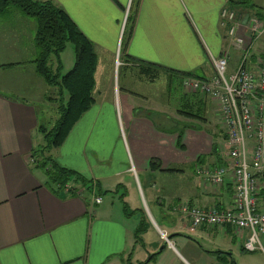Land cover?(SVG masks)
<instances>
[{"label":"crops","instance_id":"obj_1","mask_svg":"<svg viewBox=\"0 0 264 264\" xmlns=\"http://www.w3.org/2000/svg\"><path fill=\"white\" fill-rule=\"evenodd\" d=\"M51 1L94 44L95 85L100 55L107 56L106 62L114 70L122 41V52L129 59L175 73L210 78L214 70L209 55L219 56L225 50L231 57L229 70L236 65L238 53L230 47L227 31L220 25L222 8L235 7L233 0ZM253 2L256 10L249 9V4L245 10L264 16V0ZM129 11L134 14L133 24L122 40L123 20ZM35 30V22L16 9L0 16V264H122L120 257L129 254L138 263L155 252L159 253L152 264H225L219 253L211 251L224 252L236 264L258 261L259 251L242 248L245 233L228 227H201L191 233L187 219L174 212V205L182 202L199 207L230 206L233 187L229 178L216 186L204 183L194 172L202 152L206 157L203 164L221 163V149L211 155V141L203 147L207 139L188 129L179 147L177 133L166 134L156 128L150 113H133L127 108L122 115L118 103L116 122L115 106H111L117 137L121 136L120 156L116 157L105 153L106 127L100 112L91 106L63 143L45 156L90 180L101 202L94 203L95 193L77 185L72 194L52 192L33 157L44 144L42 138L37 143L34 136L41 124L36 102H46L51 89L34 71ZM65 49L60 54L62 72L74 62L73 46L68 47L66 56ZM151 160H156L159 168L150 169ZM187 162L194 166L186 174L182 168ZM126 173L132 175L134 184L123 181L121 176ZM153 175L162 178L165 199H154L150 190ZM177 175H186L184 183H175ZM120 192L129 210H137L133 215H125ZM148 199L154 209L145 213L137 204H147ZM259 202L264 210L260 197ZM141 211L147 229L136 241ZM161 232L170 239H163Z\"/></svg>","mask_w":264,"mask_h":264},{"label":"built area","instance_id":"obj_2","mask_svg":"<svg viewBox=\"0 0 264 264\" xmlns=\"http://www.w3.org/2000/svg\"><path fill=\"white\" fill-rule=\"evenodd\" d=\"M225 6L220 25L228 26L226 36L238 52L234 68L229 70L228 50L210 56L214 75L210 78L187 76L183 89L209 97L218 110L226 139L220 150L222 162L211 166L197 163L195 174L204 182L222 185L227 178L233 187L230 206H192L186 202L174 206L189 223L198 228H231L245 233L242 248L264 252V210L259 207V192L264 189V18L238 13ZM220 146V145H219ZM65 186V191L72 189ZM94 203H100L95 195ZM166 239V234L161 233Z\"/></svg>","mask_w":264,"mask_h":264},{"label":"trees","instance_id":"obj_3","mask_svg":"<svg viewBox=\"0 0 264 264\" xmlns=\"http://www.w3.org/2000/svg\"><path fill=\"white\" fill-rule=\"evenodd\" d=\"M231 4L239 7H244L249 4V9L256 5L253 0H233ZM12 8L35 22L34 45L36 57L33 61L34 71L47 85L56 87L58 90L56 119L49 129L43 124H40L38 127L45 140L42 149L44 152H48L51 148L59 147L63 143L74 124L94 104L95 99L92 93L95 87L94 73L96 70L97 56L94 44L80 31L67 13L51 0H0V16ZM133 18L134 14L129 11L124 26L127 32L132 28ZM68 43H71L73 46L74 62L68 71L62 72L60 54L64 51ZM123 44L122 41L120 52L123 51ZM122 55L126 62H134L131 65L137 67L151 81L158 77L160 72L166 73L170 80L172 78L178 80L181 86L183 79L187 76L202 78L192 73H175L154 66L153 64L138 63L126 57L123 52ZM184 96L190 99L193 98L194 100H191L195 103H202L203 96L205 95L199 92H185ZM179 113L187 117H193V114L189 112L180 111ZM152 121L156 128L162 129L159 121L153 117ZM170 124L168 132L177 133L178 146L182 147L180 143L182 134L185 129L190 128L192 125L189 123H180L175 119H171ZM223 135L225 140L227 135L225 132ZM219 148L220 146L217 142L212 143L210 154L216 155ZM36 151L33 153V156L37 155ZM40 158V162L39 159L36 160L37 165L42 168L47 176L48 187L52 192L58 194L64 191L65 185L69 183L73 186L69 190L70 194L75 190V185L85 189L88 193L92 192L90 190V180L79 172L58 165L50 156H41ZM205 158V156H200L195 163H204ZM149 167L150 169H156L159 168V165L157 161L151 160ZM259 197L264 201V189L259 192ZM123 198L124 194H122L120 199L125 215H133L136 211L129 210ZM146 229V217L142 214L134 232L136 241L141 240V235ZM211 252L219 253V258L224 259L225 264H236L234 258L225 255L224 252ZM158 253L150 254L147 259L140 261L139 264H152V261ZM120 261L122 264H131V255L129 254L126 258L120 257Z\"/></svg>","mask_w":264,"mask_h":264},{"label":"rangeland","instance_id":"obj_4","mask_svg":"<svg viewBox=\"0 0 264 264\" xmlns=\"http://www.w3.org/2000/svg\"><path fill=\"white\" fill-rule=\"evenodd\" d=\"M254 1V0H253ZM228 8L235 10L234 12V19L238 21V13L248 14V15H254L258 16L260 18H264V16H259L254 13H249L246 11V7H239L235 5V7H230V5L227 6ZM253 10H256L254 7L251 8ZM126 17L123 20V27L125 26ZM228 26H224L225 29H227ZM122 40L124 38V35L126 37L127 35V29L124 28ZM230 47L237 51L231 46V39L229 38L228 41ZM122 45V42H121ZM71 47V43H68L66 46V50H68V47ZM121 46L119 48L118 54L116 55V60L113 63V69L110 67L107 61L106 55H100V66L98 71V75L96 77V85L93 90V97L95 99L94 107L96 110L100 112V119L101 121H104L103 124L106 127V134H105V153L110 152L113 156L119 157V146L120 141L119 139L121 136L117 137V132L115 130L113 120H114V114L111 110V106H115V120L117 122V116L119 113L118 110V103L121 106V113L122 115L125 114V110L128 108L129 110H132L133 113H150L153 118H155L157 121H159L160 126L166 132L168 133V128L170 124L171 119H175L180 123H189L192 126L190 128H187L188 130H192L194 134L197 136H204L207 141L203 143V147H207V142L211 141L212 143H218L220 145L219 150L224 147V130L221 124V121L219 119L218 110L216 108V105L214 102L211 101L209 97L203 96L202 103H195L192 100L193 98H188L187 96H184L185 92L192 93L189 91H186L183 89V86L179 84L178 80H175L172 78L171 80L167 77L168 75L164 72H160L159 76L156 77L153 81L149 79L146 75L142 74L140 70L132 66L131 64H134V62L127 61V64H124L126 61L122 57ZM70 54V51H66V54ZM238 53V52H237ZM231 58V57H230ZM237 62V60H236ZM213 67V66H212ZM50 92L47 94V100L46 102H36V107L38 109V116L40 117V123L43 124L46 128H50L53 124L54 120L57 117V101H58V93L56 92V87L50 86ZM190 103H189V102ZM91 107V108H92ZM101 108V110L99 109ZM127 109V110H128ZM180 111H185L193 114V117H187L182 113H179ZM94 113H92V119L94 118ZM186 130V129H185ZM184 130V131H185ZM122 133L121 127H119V135ZM35 140L38 142H41L40 138H42V142L45 143L44 137L41 132L35 133ZM204 141V139H203ZM42 143V144H43ZM44 145V144H43ZM43 145L37 148L36 152L37 155H34L33 157L35 160L39 159V162L41 160V156L44 157L46 151H43ZM203 150V148H202ZM48 152L46 153V155ZM200 156H205L204 152L200 154ZM156 161V160H155ZM194 166L193 162H187L182 168L183 172L186 174L190 172L192 169L191 167ZM151 172V171H150ZM132 174V173H131ZM132 175H128L127 173L122 175V179L124 182H128L130 184H134L135 181H133ZM184 176H181L178 178V175L175 176L177 182L175 183H184ZM168 178V176H166ZM171 179H173V176H171ZM140 181H142L143 185L146 183L143 182L144 177L140 175L139 178ZM162 178H158L157 176L153 175L150 179V186L151 192L154 194V199L158 198L160 200L165 199L164 194L162 193ZM70 184V183H69ZM90 190L91 193H95L93 189H95V186L90 182ZM66 186V185H65ZM128 186V184H127ZM177 186V184H176ZM179 187V186H177ZM170 188H173V183L170 185ZM124 191V189H123ZM106 193L105 191H103ZM109 193L107 192V195ZM123 192L118 193V197L121 198ZM93 195V194H91ZM98 195V194H94ZM149 201L147 204H144L141 201V206L137 204V208L143 209L145 213H148L150 210L152 211L154 209V203L151 201V199L147 200ZM179 204V203H178ZM259 207L262 209V203H258ZM147 205V206H146ZM177 205V204H176ZM175 206V205H174ZM174 208V207H173ZM137 211V210H135ZM140 211V210H139ZM179 214H181L178 211H174ZM140 216H142V211L139 212ZM152 213V212H151ZM153 215V214H152ZM190 231V230H189ZM191 232V231H190ZM195 232V231H194ZM164 233V232H161ZM192 233V232H191ZM165 234V233H164ZM191 235V234H189ZM167 236V235H166ZM162 237V235H161ZM206 244L207 242H203ZM140 247L138 246V249ZM260 258H258V261L254 262V264H264V252L259 251ZM237 263V262H236ZM131 264H139L135 262V258L131 259ZM240 264H253V262H242Z\"/></svg>","mask_w":264,"mask_h":264},{"label":"water","instance_id":"obj_5","mask_svg":"<svg viewBox=\"0 0 264 264\" xmlns=\"http://www.w3.org/2000/svg\"><path fill=\"white\" fill-rule=\"evenodd\" d=\"M170 237H171L170 235L166 236V240H169V239H170Z\"/></svg>","mask_w":264,"mask_h":264}]
</instances>
